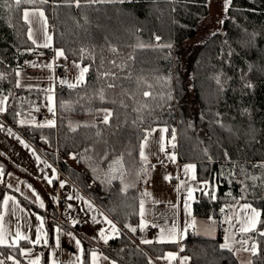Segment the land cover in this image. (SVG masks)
I'll list each match as a JSON object with an SVG mask.
<instances>
[{
  "label": "trees",
  "instance_id": "trees-1",
  "mask_svg": "<svg viewBox=\"0 0 264 264\" xmlns=\"http://www.w3.org/2000/svg\"><path fill=\"white\" fill-rule=\"evenodd\" d=\"M26 8L42 10L53 48L87 68L83 83L56 89L54 127L28 124L46 92L16 83V71L36 53ZM206 14L207 0H0L1 117L11 126L23 122V137L124 230L101 249L118 264H154L176 250L137 245L139 188L148 174L140 145L156 126L167 129L168 140L175 136L176 160L194 164L196 180L209 187L196 194L194 217L220 222L242 203L259 210L262 223L238 236L257 245L251 264H264V0H230L221 32L187 54L183 43ZM70 155L79 169L66 163ZM134 177L135 186H126ZM221 245V236L191 233L178 249L194 264H239ZM89 250L82 264H89ZM19 253L0 245L1 258L26 264Z\"/></svg>",
  "mask_w": 264,
  "mask_h": 264
},
{
  "label": "rangeland",
  "instance_id": "rangeland-1",
  "mask_svg": "<svg viewBox=\"0 0 264 264\" xmlns=\"http://www.w3.org/2000/svg\"><path fill=\"white\" fill-rule=\"evenodd\" d=\"M97 1L114 2L123 0ZM225 3L226 0H207L206 16L198 24L195 35L183 43V49L187 54L192 53L211 35L221 32V26L227 14ZM58 50L56 49V53ZM57 58L58 62L64 65L67 71L68 87L69 84L79 85L84 82L86 72L83 75V81L79 82L78 80L81 70L85 68L84 66L67 59L64 54ZM61 85L64 86L65 84L58 86L61 87ZM54 90V86L53 89L51 86L47 89L44 107L40 110H33L30 113L32 119L28 124L33 127H41L40 125H43L42 127L55 126V123L51 120H39L40 113H55ZM0 101H2L0 109H3L6 97L0 95ZM50 108L52 109L51 111H49ZM3 111H0V114ZM49 122L52 123L50 124ZM22 123L14 126L16 128L15 133L9 126L7 127L0 122V186L3 189L0 212V217H3V219L0 221V225H2L4 231V243L6 246H18L20 258L30 264L37 257H39V264H53V260L55 264H82L83 250L89 245L85 240L90 244H94L101 240L100 231L103 229L105 232H109L111 227L105 222L106 219L99 212L84 200H80L79 196L74 197L73 193V201L69 205L60 204L59 200L63 199H59L57 196V187L62 182L64 185L65 181L62 176H59L61 171L57 167V162L36 143L26 141L23 138L22 129L25 126ZM164 129L163 126H156L153 128L152 133H164L166 132L163 131ZM168 142L167 146H165V151L169 150V153L171 149L175 151V140L170 138ZM25 144L27 147H25ZM115 161L118 162L119 160L116 159ZM67 163L70 167L79 169L76 156L70 155ZM2 165L6 166V172L9 171L5 175ZM17 169L22 172L17 171ZM49 180H51V183H49ZM142 184L143 182L140 183V187ZM62 189H64V186ZM33 193H36V195ZM37 195L39 200H37ZM5 196L12 197L7 206L3 204ZM62 198L67 199L68 197L62 196ZM41 203L43 207H41ZM54 213L62 220L61 224L64 226L56 222L55 219L57 217L53 216ZM37 217H40V219H37ZM224 220V222H227L226 218ZM76 225H81L79 230L76 229ZM37 228H41L39 234L37 233ZM17 229L23 236H27L28 239L18 240L13 245L12 241L16 238ZM57 229H60V231L57 232ZM228 231H230V228ZM228 231L227 233H229ZM68 233H71L72 236L81 241L79 248L75 240L67 235ZM118 234L119 230L117 229L113 236ZM38 235L40 239L36 243ZM136 237L139 239L141 233L139 236L136 235ZM57 239L59 240V247H57ZM148 239L150 240V236H148ZM45 240H47V244H45ZM21 249L30 254L22 255ZM168 252H172V250ZM12 258L11 260L15 259L14 257ZM152 259L157 264H170V261L162 260V258Z\"/></svg>",
  "mask_w": 264,
  "mask_h": 264
},
{
  "label": "crops",
  "instance_id": "crops-1",
  "mask_svg": "<svg viewBox=\"0 0 264 264\" xmlns=\"http://www.w3.org/2000/svg\"><path fill=\"white\" fill-rule=\"evenodd\" d=\"M25 11H28L30 13L28 23H26L24 19L23 14ZM41 11L42 10L40 9L33 8H26L22 11L23 21L27 25V37L33 44L36 53L33 54V56L25 63L24 66L16 71V83L17 86L19 85L18 88L43 89L46 93L47 89L50 86L52 87V89L54 86L55 90L53 94L55 98V91L59 87L58 85L65 84L64 86H68V80L66 77L67 74L64 77H54L53 75L54 66L62 68L65 67L58 62L56 49L53 48L52 34L48 33L49 24L44 13L43 19H41V17L39 16V12ZM32 13H36V15H31ZM30 28L32 32L31 39L29 38ZM46 37H51V39L47 40ZM46 43L48 44L47 47L44 46ZM47 49L54 50L53 59L43 56L42 53ZM17 73H19V75H17ZM3 109H5V106L3 107ZM1 114L0 122L4 123L7 127L9 126L16 133V128L8 124L1 117ZM152 130L146 134L148 136V141L145 147V155L147 156V160H142L148 168V174L143 180L142 186L139 188L143 195L141 201H143L144 203V214L143 217H141L140 201V205L138 208L139 220L136 229L138 230L137 235L139 236L141 233V237L138 239L139 244L137 245L140 247H146L153 244H173L176 246V250L168 253H173L175 255V259L167 258V252L159 259L162 258V260L170 261V264H194L193 260L188 257L187 259H184L186 256L179 254L178 247L182 240L191 233L212 239L221 236V244H228V247L226 248L230 249L233 252L239 264H251V257L253 256V254L251 251H245L244 249L250 248L254 242L238 236V234L247 233L240 231V221L243 220L246 216L251 215L250 209L247 212H245V210L243 209V206L247 203L240 204L239 207L234 211L233 216L231 218H226L227 222H224V219L219 222L213 218L194 217L192 214V204L195 200L196 194L207 192L209 187L206 183L198 182L196 180L194 164L179 163L176 160V154H172V152H175L174 150L171 149L170 153L169 150L165 151V146H167V144L169 143V140L166 137V132L152 133ZM161 137H163V139H161ZM20 138L22 139L21 136ZM143 139L141 143L143 142ZM161 145H163V151H161ZM172 156L175 157L174 160L171 158ZM187 165H193L194 167L191 169H186ZM2 166L5 175L9 171L6 172V166ZM17 171L22 172L18 169ZM59 176H62L63 180L65 181L64 189H62L61 184H59V187H57V196L59 197V199H63L59 200V202H61L60 204H64L66 206L69 205L71 201H73V193L74 197L79 196L80 200H84L85 202L90 204L105 219L115 224L116 228L119 230V234L116 236H113L112 231L105 232L106 237H108L107 243H105L103 239L95 242L94 244H90L87 242V240H85V242L89 244L87 245V247H90L87 256L89 264H92L93 252L96 253V264H118L114 259L110 258L101 249L106 247L110 241L118 238L124 230H122L114 221H112L85 193H83L62 172L59 173ZM135 183H137L136 177L133 178V181H129L126 186H135ZM0 190L3 191L1 186ZM189 193H191V195H189ZM62 196L68 197V200L62 198ZM251 208L254 207L251 206ZM256 210L259 211L258 209ZM53 216H55V218L57 217L55 219L56 222L57 219L62 221L56 213H54ZM142 219L146 225L145 227H143V229H141L140 227ZM218 223H221L222 225L221 230L218 228ZM173 224L175 225V233L174 236L170 238L169 229L172 228ZM148 226L152 227L153 231L147 234L145 233V228ZM80 227L81 225H78L76 229L79 230ZM229 228L230 231H228ZM162 229L163 232L161 231ZM227 231L229 233H227ZM261 231H264V229H262ZM148 236H150V240L148 239ZM161 236L165 237V239L161 240ZM142 240H149L151 241V243H142ZM245 240L247 241V243L243 244L242 241ZM0 245L6 246L5 243ZM0 261H3V264H19L17 259L10 260L8 259V257H0ZM152 261L154 262V264H157L154 259H152ZM25 263L30 264L28 262ZM201 264L210 263L206 261V263Z\"/></svg>",
  "mask_w": 264,
  "mask_h": 264
},
{
  "label": "snow or ice",
  "instance_id": "snow-or-ice-1",
  "mask_svg": "<svg viewBox=\"0 0 264 264\" xmlns=\"http://www.w3.org/2000/svg\"><path fill=\"white\" fill-rule=\"evenodd\" d=\"M5 2H6V0H5ZM21 2H22V0H14V3L17 6H19L21 4ZM27 2L28 3H32L33 0H27ZM42 2H43V0H42ZM229 4H230V0H226V3H225V11H227ZM23 15H24L25 22L28 23L29 22V15H30V13L28 11H25ZM31 15H36V13H32ZM39 16L41 17V19H43V12L42 11L39 12ZM29 38L30 39L32 38L31 28L29 29ZM46 39L47 40H50L51 37H46ZM157 39H159V37H157ZM44 46L47 47L48 44L46 43ZM56 55H57V57H60V56L63 55V52L58 50L57 53H56ZM49 67H51V66H49ZM77 67H79V66L77 65ZM85 72H87V68H84V69L81 70V75L78 78L79 82H82L83 81V75H84ZM17 75H19V73H17ZM76 86L77 85H75V84H69V87H76ZM109 86L111 87L112 85H109ZM144 95L145 96H148L149 93L145 92ZM0 103H2V101H0ZM51 110L52 109L50 108L49 111H51ZM0 111H3V109H0ZM110 116H111V112L105 111L104 123H108V120H109ZM49 123L51 124L52 122H49ZM40 126L42 127L43 125H40ZM163 131H167V129H164ZM9 132H10V130H9ZM161 139H163V137H161ZM173 139H175V136L174 135H173ZM147 141H148V136L146 135L144 137V139H143V142L140 145V156H141V159L142 160H145V161L147 160V156L145 155V147H146ZM21 143H23V141H21ZM25 147H27L26 144H25ZM161 151H163V145H161ZM171 158L173 160L175 159L174 156H172ZM193 167H194L193 165H187L186 166V169H191ZM49 183H51V180H49ZM63 186L64 185H63V182H62L61 183V187H63ZM33 194L36 195V193H33ZM189 195H191V193H189ZM10 200H12V197L5 196L3 198V204L5 206H7L8 202ZM37 200H39V196L38 195H37ZM41 207H43V204L42 203H41ZM140 208H141V213L140 214H141V217H143V214H144V203H143V201H141ZM243 209L245 210V212H247L250 209L251 210V215L250 216H246L243 220L240 221V223H241L240 231L241 232H251V231L256 230V225L258 223H262V221H260L258 219L261 216V213L259 211H257L255 208H251V206L250 205H247V204H245L243 206ZM222 211H223V209H222ZM2 219H3V217H0V221H2ZM37 219H40V217H37ZM105 222L110 225L111 231L113 233H116L117 232V229H116L115 224H113L111 221H109L107 219L105 220ZM74 223H75V221H74ZM145 226L146 225H145V223H144V221L142 219L141 220V225H140L141 229H143V227H145ZM130 230L133 231V232H135V229H130ZM40 231H41V228H37V233L38 234L40 233ZM59 231H60V229H57V232H59ZM161 231L163 232V229ZM174 233H175V225L173 224L172 228L169 229V237L170 238L173 237L174 236ZM259 234L261 236H264V231H261ZM67 235H69L72 239L75 240L76 245L79 248L80 247V244H81V241L78 240V239H76L74 236H72L71 233H68ZM99 235H100L101 239H103L104 242L107 243L108 237H106L105 231L103 229L100 231ZM21 239L27 240L28 238H27V236H23L20 233L19 229H17L16 238L12 241V244L15 245L16 242L18 240H21ZM39 239H40V237L38 235L37 236V240L35 242L38 243L39 242ZM163 239H165V237L161 236V240H163ZM4 242H5V239H4V231H3L2 225H0V244H4ZM141 242L142 243H151V241H149V240H142ZM242 243L243 244H246L247 241L246 240L245 241H242ZM45 244H47V240H45ZM57 247H59V240L58 239H57ZM221 247L222 248H226V247H228V244L225 243L224 245H221ZM256 249H257V245L255 243H253L250 248H245L244 250L245 251H251L252 254L255 255L256 254ZM181 251H183V249H181ZM21 254L22 255H26V254H30V253L26 252L24 249H21ZM167 258H169V259H175V255L173 253H168L167 254ZM8 259L11 260L13 258L12 257H8ZM77 259H79V257H77ZM184 259H187V257H185ZM0 264H3V261H0ZM31 264H39V257H37L36 260H33L31 262ZM53 264H55V261L54 260H53ZM92 264H96V253L95 252L92 253Z\"/></svg>",
  "mask_w": 264,
  "mask_h": 264
},
{
  "label": "built area",
  "instance_id": "built-area-1",
  "mask_svg": "<svg viewBox=\"0 0 264 264\" xmlns=\"http://www.w3.org/2000/svg\"><path fill=\"white\" fill-rule=\"evenodd\" d=\"M52 32H53V26L49 24L48 25V33L52 34ZM42 54L46 58L53 59V57H54V50L53 49H47ZM66 74H67V71H66L65 68L57 67V66H54L53 67V75H54V77H64ZM39 120H41V121L51 120V121L55 122L56 116H55V113L54 114L40 113L39 114ZM175 150H176V147H175ZM57 222L59 224L62 223V221H60L59 219H57ZM61 225H63V224H61ZM218 228L220 230L222 229L221 223H218ZM152 231H153V229L150 226H148V227L145 228V233H147V234L148 233H151Z\"/></svg>",
  "mask_w": 264,
  "mask_h": 264
}]
</instances>
